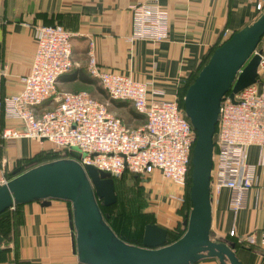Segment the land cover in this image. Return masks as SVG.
Masks as SVG:
<instances>
[{
    "label": "crops",
    "instance_id": "crops-1",
    "mask_svg": "<svg viewBox=\"0 0 264 264\" xmlns=\"http://www.w3.org/2000/svg\"><path fill=\"white\" fill-rule=\"evenodd\" d=\"M151 1H157L168 13L167 40L157 44L130 43V7ZM261 1L0 0V67L5 74L0 99L17 93L21 89L20 79L29 74L36 50L35 28L58 24L71 35L74 66L59 78L57 91L83 92L89 96L98 94L106 98L116 111L129 109L131 114L135 113L131 115L133 119L144 124V118L129 103L108 100L98 81L89 76L86 69L89 52L101 70L147 83L149 94L156 95L153 98L149 95V98L171 101L178 97L183 82L200 71L204 59L219 42L258 17L260 12L256 11V5ZM48 105L44 104L38 111L47 110ZM12 125L18 126L17 122ZM7 144L10 145L0 152V176L2 168L10 169L17 161L49 150L44 148L43 142L28 139ZM257 155L255 147L249 148L247 162L254 164ZM259 175V185L249 191L245 208L235 216L228 208L227 190L211 198L210 237L234 244L232 251L240 264H264L260 248L237 244L238 236L264 230V177L260 170ZM145 186L148 187L146 211L152 214L153 225L172 231L183 223L180 211L184 189L159 174L151 176ZM12 211H17L14 233L10 235L6 248L2 242L0 245V250H6L8 262L4 264H79L71 207L67 203L52 200L49 206L43 207L41 202H31ZM196 264L219 262L205 259Z\"/></svg>",
    "mask_w": 264,
    "mask_h": 264
},
{
    "label": "built area",
    "instance_id": "built-area-1",
    "mask_svg": "<svg viewBox=\"0 0 264 264\" xmlns=\"http://www.w3.org/2000/svg\"><path fill=\"white\" fill-rule=\"evenodd\" d=\"M263 3L264 0L256 5V11H262ZM130 11V43L157 44L167 40L169 16L157 1L135 4ZM34 38L36 50L29 74L20 79L21 89L0 99L4 120L0 140L46 142L65 158L76 160L82 167L93 166L111 177L128 172L148 179L159 174L185 189L195 132L177 100L151 99L156 95L149 94L147 83L101 70L89 52L87 73L98 81L108 100L129 103L144 118L142 126L128 128L109 113L107 102H99L83 92L57 91L59 78L74 66L69 32L58 24L39 26L34 30ZM252 55L259 57L256 82L233 99L229 95L223 97L213 138L210 195L216 198L227 190L228 208L234 216L245 208L249 191L259 185V170L264 177V40ZM4 77L0 67V86ZM46 103L49 108L38 111ZM251 147L258 150L254 164L247 162ZM69 149L80 153L71 157ZM7 182L1 179L0 187ZM237 244L260 248L264 259V230L238 236Z\"/></svg>",
    "mask_w": 264,
    "mask_h": 264
},
{
    "label": "water",
    "instance_id": "water-1",
    "mask_svg": "<svg viewBox=\"0 0 264 264\" xmlns=\"http://www.w3.org/2000/svg\"><path fill=\"white\" fill-rule=\"evenodd\" d=\"M263 36L264 11L213 50L185 93L183 113L195 132V143L190 212L184 222L186 231L176 242L167 245V231L153 224L144 227L140 246L117 238L97 204V200L104 207L116 203L112 177L71 158L34 166L1 186L0 214L31 202H41L43 207L52 200L69 203L79 264H196L205 259L240 264L232 251L234 244L210 237L213 138L223 97L230 91L233 99L256 82L259 57L252 54Z\"/></svg>",
    "mask_w": 264,
    "mask_h": 264
},
{
    "label": "trees",
    "instance_id": "trees-1",
    "mask_svg": "<svg viewBox=\"0 0 264 264\" xmlns=\"http://www.w3.org/2000/svg\"><path fill=\"white\" fill-rule=\"evenodd\" d=\"M264 11V4L263 9L260 13ZM231 36L225 39L222 43L219 42L206 56L203 61L202 67L206 64L207 60L209 59L211 53L215 48L225 43ZM264 40V36L261 38L257 48L260 47L261 43ZM201 67V69H202ZM200 69V70H201ZM197 72L192 78L183 82L181 92L178 94L176 98L178 102V106L181 110H183V98L189 86L194 82ZM100 92H102L100 90ZM104 92V91H103ZM230 91L226 94L229 95ZM131 114V113H130ZM131 115H135L131 114ZM4 126L3 115L0 110V132ZM0 140V144H1ZM1 145H0V152H1ZM69 156V155H68ZM65 158L64 154L58 152H39L34 157L30 159L20 160L16 163V169L9 173V179H13L22 173L26 172L30 168L41 165L48 162L57 161L60 159ZM131 175L128 172H123L119 177ZM133 176V175H131ZM134 179H139L138 177L133 176ZM114 190L116 194V203L110 207H104L100 205V201L97 200V204L101 215L103 217V221L105 224L112 230V232L122 240L124 243L128 245L140 246L142 240V234L144 227L149 224H153L152 214L147 212V204H148V193L143 192V188L136 180H131L129 183L124 182V180H120L115 182L117 179L116 177H112ZM140 180V179H139ZM147 179H141L140 181H145ZM149 180V178H148ZM189 185H190V177L184 189V203L182 205L180 213L183 215V223L179 224L174 230L167 231V245L173 244L178 239H180L186 231V225L184 222L187 220V217L190 212V203L188 199V192H189ZM67 203V202H65ZM69 206L70 204L67 203ZM21 205L15 206V210ZM11 210H7L0 214V237L3 241V238L6 235H10L14 233V226L16 224L15 220V212L14 218L10 212ZM10 238V237H9ZM6 252L5 249H1L0 252ZM0 253V264L7 263L8 260L6 259L5 255Z\"/></svg>",
    "mask_w": 264,
    "mask_h": 264
},
{
    "label": "rangeland",
    "instance_id": "rangeland-1",
    "mask_svg": "<svg viewBox=\"0 0 264 264\" xmlns=\"http://www.w3.org/2000/svg\"><path fill=\"white\" fill-rule=\"evenodd\" d=\"M90 97H92V98H94L95 100H97V101H99V102H102V103H106V98L105 99H103L101 96H99L98 94H95V96H91L90 95ZM107 103H108V111H109V113H111L112 115H114V116H116L117 118H119L123 123H124V125L126 126V127H128V128H131V129H136V128H138V127H140V126H142V122H140L139 120H134L133 119V117L131 116V114H130V112H129V109H124V110H122V111H116L114 108H113V106L107 101ZM2 147H1V151L4 149L5 150V147H7V146H9L7 143H3V142H1V144H0ZM43 145H44V148L45 149H49V150H46L45 152H55L52 148H50V145L48 144V143H46V142H43ZM69 152H70V154H72L74 157H77V155L80 153L77 149H69ZM38 166V165H37ZM7 167H4V168H2V171H3V174H1V176H0V180L1 179H6V180H8L9 179V177H8V175H9V173H11V172H13L15 169H16V164H14L13 165V167H11L10 169L8 168V169H6ZM117 179L115 180V182H118V181H120V180H124V182H130L132 179L133 180H136L140 185H141V187L143 188V192L144 193H148L147 192V188L148 187H146L145 186V184L148 182V179L147 180H145V181H140L139 179L137 180V179H134L133 178V176H131V175H128V176H125V177H123V176H121V177H116ZM116 201H117V199H116ZM147 207H148V204H147ZM11 212V214H12V217L14 218V212L15 211H10ZM16 213H17V211H16ZM11 235V234H10ZM10 235H6L4 238H3V241H2V244H3V247L4 248H6V246H8V243H9V237H10ZM2 249V248H1ZM2 252V251H1ZM0 252V253H1ZM2 254H4L5 255V252L3 253L2 252Z\"/></svg>",
    "mask_w": 264,
    "mask_h": 264
}]
</instances>
